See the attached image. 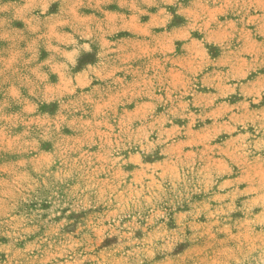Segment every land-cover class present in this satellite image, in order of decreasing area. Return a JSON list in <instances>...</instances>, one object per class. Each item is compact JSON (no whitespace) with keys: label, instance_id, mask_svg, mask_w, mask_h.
<instances>
[{"label":"rangeland","instance_id":"rangeland-1","mask_svg":"<svg viewBox=\"0 0 264 264\" xmlns=\"http://www.w3.org/2000/svg\"><path fill=\"white\" fill-rule=\"evenodd\" d=\"M0 264H264V0H0Z\"/></svg>","mask_w":264,"mask_h":264}]
</instances>
